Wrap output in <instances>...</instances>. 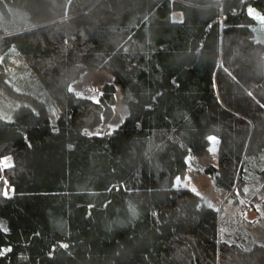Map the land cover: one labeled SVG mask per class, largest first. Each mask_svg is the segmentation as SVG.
I'll return each instance as SVG.
<instances>
[{
  "label": "trees",
  "instance_id": "1",
  "mask_svg": "<svg viewBox=\"0 0 264 264\" xmlns=\"http://www.w3.org/2000/svg\"><path fill=\"white\" fill-rule=\"evenodd\" d=\"M17 8L30 24L0 21V80L19 53L59 112L0 81L26 101L0 115V158L12 157L0 165V264H264V244L220 240L217 207L174 185L210 134L226 190L264 151V41L250 10L264 15V0H0L6 17ZM98 68L115 77L98 100L70 88ZM116 83L128 115L87 133L113 116Z\"/></svg>",
  "mask_w": 264,
  "mask_h": 264
},
{
  "label": "rangeland",
  "instance_id": "2",
  "mask_svg": "<svg viewBox=\"0 0 264 264\" xmlns=\"http://www.w3.org/2000/svg\"><path fill=\"white\" fill-rule=\"evenodd\" d=\"M21 10V8L12 9L10 17H6L0 11V21L7 30L23 28L30 24L26 13ZM250 10L258 20L256 38L264 41V15L254 8ZM174 16L180 19L182 13L177 12ZM2 58L1 55L0 61ZM3 72L4 76L1 78V82L10 84L17 92H29L40 98H46L52 110L56 113L59 112L58 105L48 97L38 77L19 53L11 51L4 61ZM106 82H115L111 71L105 68L89 69L74 79L70 88L79 95L98 100ZM116 88L113 116L95 128L86 129L87 133H110L125 120L129 111L128 105L123 99L118 83H116ZM25 102V100L16 99L7 94L0 83V115L8 117L12 115L10 118H13L15 109ZM208 139L207 153L203 155L189 153L187 170L175 177L174 185L192 189L201 195L206 203L217 207L220 240L235 241L245 247H251L255 243L264 244V183L259 179V171L264 167V151L259 156L246 159L244 186L242 188L234 187L232 191L226 190L219 184L216 176L219 165V136L210 134ZM11 163V156L0 158V165L3 168ZM4 191L10 194L12 187L5 184ZM0 226H7L6 221L1 217ZM4 251V249L0 250V252Z\"/></svg>",
  "mask_w": 264,
  "mask_h": 264
},
{
  "label": "snow or ice",
  "instance_id": "3",
  "mask_svg": "<svg viewBox=\"0 0 264 264\" xmlns=\"http://www.w3.org/2000/svg\"><path fill=\"white\" fill-rule=\"evenodd\" d=\"M214 139V138H213ZM215 149L213 148V151H214ZM5 194H7V193H5ZM0 255H3V253L2 252H0Z\"/></svg>",
  "mask_w": 264,
  "mask_h": 264
}]
</instances>
